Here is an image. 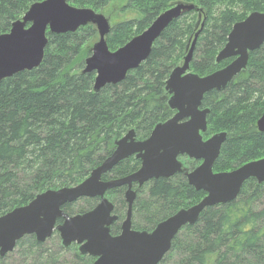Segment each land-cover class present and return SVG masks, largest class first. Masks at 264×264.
<instances>
[{
	"label": "trees",
	"instance_id": "trees-1",
	"mask_svg": "<svg viewBox=\"0 0 264 264\" xmlns=\"http://www.w3.org/2000/svg\"><path fill=\"white\" fill-rule=\"evenodd\" d=\"M41 1L0 0V35ZM68 1L101 12L112 0ZM175 1L193 3L196 9L174 20L154 42L147 60L118 84L96 92V72H84L91 54L85 53L86 47L98 38L93 25L61 34L47 30L40 66L0 82V216L46 190L80 184L130 130H135L137 140L147 139L158 123L175 114L168 104L166 82L182 62L189 38L200 28L198 15L204 23L190 71L206 76L233 60L216 62L233 25L251 12H264V0H129L126 7L138 9L142 17L113 26L106 37L109 49L116 51L141 34ZM202 108L210 109L204 139L227 132L216 172L264 158V132L257 127L264 112V44L250 53L246 69L225 89L204 95ZM187 164L189 170L198 166L196 160ZM140 166L141 161L132 156L103 179L128 176ZM126 189L118 187L105 195L118 217L112 235L120 234L127 215ZM133 189L137 190L133 229L146 231L206 195L190 186L184 173L153 179L142 187L134 184ZM99 202V197L82 198L63 210L82 214ZM94 260L81 255L77 244L65 247L58 232L45 242L26 235L12 252L0 256V264H92ZM159 264H264V183L250 179L235 200L207 207L194 225L179 231Z\"/></svg>",
	"mask_w": 264,
	"mask_h": 264
},
{
	"label": "water",
	"instance_id": "water-1",
	"mask_svg": "<svg viewBox=\"0 0 264 264\" xmlns=\"http://www.w3.org/2000/svg\"><path fill=\"white\" fill-rule=\"evenodd\" d=\"M195 9L193 3H176L141 34L111 51L106 37L112 27L103 13L92 8L75 7L68 0L35 2L22 18L12 23L9 32L0 35V82L40 66L48 43L47 30L61 34L93 25L98 32V40L85 59L84 72H96L94 90L98 92L106 85L122 82L129 71L147 60L154 42L164 30L174 20ZM203 23L199 24V30L189 41L181 64L173 69L166 82L170 95L168 104L175 114L158 123L147 139L137 140L135 130H130L116 141L113 153L80 184L46 190L28 204L0 216V256L12 252L26 235L34 234L37 241L45 242L58 232L65 247L78 244L82 255L95 258L92 264H159L170 251L179 231L187 225H194L207 207L235 200L244 183L250 179L264 183V158L231 171H214L227 132L204 139L210 109L202 108L204 95L212 90L225 89L246 69L250 53L264 44V12H251L233 25L216 62L233 60L206 76L190 71ZM257 127L264 132V112L257 121ZM132 156L141 161L136 172L122 178L103 179V175ZM181 157L201 163L188 170ZM181 173L195 190L206 193L201 201L159 222L152 231L133 229V205L137 198L134 184L142 187L153 179L171 178ZM123 186L127 187V215L121 224L120 234L112 235L111 226L118 217L114 214V204L105 195L109 190ZM96 197L100 202L88 212L69 215L63 210L66 204ZM59 219L63 222L58 223Z\"/></svg>",
	"mask_w": 264,
	"mask_h": 264
},
{
	"label": "rangeland",
	"instance_id": "rangeland-1",
	"mask_svg": "<svg viewBox=\"0 0 264 264\" xmlns=\"http://www.w3.org/2000/svg\"><path fill=\"white\" fill-rule=\"evenodd\" d=\"M128 1L129 0H112L110 2V4L104 10H102L100 12V13H103L109 19L111 27H113L116 24H118L120 22H123V21L140 19L142 17V13L138 9L126 7L127 4H128ZM178 2L175 1V2L172 3V5L176 4ZM197 20H198L197 21V25H199L202 22V16L198 15ZM191 38L192 37L189 38V41L191 40ZM97 40H98V38L96 39V41ZM189 41L186 44V48H187V45H188ZM95 42L94 43L92 42L91 44H89L86 47L85 53H88V52L91 53L92 47L95 44ZM185 52H186V49H185ZM180 64H181V62L178 65H180ZM210 137H208V138H210ZM208 138L205 137V139H208ZM180 159L183 162L185 168H187L189 170V165L187 163H188L189 160H192V161H194V160L193 159H189L187 157H181ZM197 162H198V165L201 163L200 161H197Z\"/></svg>",
	"mask_w": 264,
	"mask_h": 264
}]
</instances>
